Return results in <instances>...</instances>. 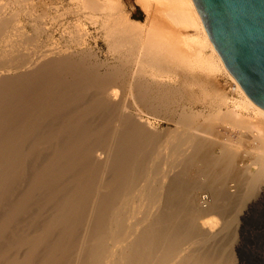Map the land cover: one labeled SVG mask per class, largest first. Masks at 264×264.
<instances>
[{
  "label": "bare ground",
  "instance_id": "1",
  "mask_svg": "<svg viewBox=\"0 0 264 264\" xmlns=\"http://www.w3.org/2000/svg\"><path fill=\"white\" fill-rule=\"evenodd\" d=\"M74 1L86 12L108 10L102 24L120 63L106 65L103 72L80 63L85 53L92 56L83 27L72 36L76 51L70 50L56 44L53 28L40 21L43 15H34L30 0L0 2V264H225L205 248L219 237L208 225L220 218L226 227L225 211L215 200L184 196L186 165L179 158L221 145L226 167L239 166L236 172L248 189L235 226L245 235L258 199L252 197L264 195V110L229 72L193 0H174L172 10L166 0L157 1L167 3V18L175 25L194 30L180 41L168 39L167 26L158 18L143 31L117 5ZM128 63L134 65L126 70ZM219 74L233 82L232 96L214 84ZM174 80L193 91L192 98L211 100L217 108L206 115L189 108L162 114L147 91L156 83L157 100L165 103L170 90L178 88ZM124 92L132 96L130 104L121 100ZM158 119L168 126L159 128ZM63 122L68 124L61 127ZM242 143L259 165L257 172L241 164ZM29 165L34 180L25 187ZM232 187L229 201L242 196ZM43 199L49 204L44 210ZM183 206L187 218L181 224ZM38 223L43 226L34 234L21 227L15 231ZM234 246L241 251V243Z\"/></svg>",
  "mask_w": 264,
  "mask_h": 264
},
{
  "label": "rangeland",
  "instance_id": "2",
  "mask_svg": "<svg viewBox=\"0 0 264 264\" xmlns=\"http://www.w3.org/2000/svg\"><path fill=\"white\" fill-rule=\"evenodd\" d=\"M5 1H7V0H0V2H3V3ZM109 1H110V3H109ZM145 1L146 0H99V1L97 0V5H102V3L107 4L109 7L117 5L119 7V9L122 11V13H124L129 19H132L135 24H137V25L139 24L137 26V29H142L143 31L145 30L146 27L148 28L150 26V23L153 19L158 18L157 20L159 21L160 24L165 25V27L167 26L166 28L169 31L167 36L169 37V35H171V37L168 39H172L174 37L173 38L174 40L172 39V41H175V40L180 41V38L184 35V33H193L194 30L192 28L185 27L186 25L184 27H181L183 24L180 25V27H179V25H175L174 22L169 17L167 18V16H168L167 10H169V8L167 9L166 4L168 3L167 4L168 6L172 5V6H169L170 10H172L171 7L175 8V5H177V3L174 2V0H171L173 3H171L170 0H166V1L165 0H153V1L147 0L148 1V2L146 1L147 3ZM157 1H165L167 3L159 2L160 4H158ZM30 2H31V4L34 8V11H35L34 15H36V16L43 15V18L45 20L42 18L40 21L44 22L43 24L47 25V27L51 26L53 28L52 34L54 36H56L55 37L57 40L56 44L61 45V47L65 48L67 46V48H70V50L76 51V49H75L76 43H75V41H73L72 36H75L76 30L78 28L82 29V27L88 33V36H89L88 40L89 39L90 40H89V42L87 40L88 44L86 47L87 48L89 47L88 48L89 50H87V51H89L92 56H90V54H88V53H85L86 57L82 56V57L78 58V61L80 63L87 64V65H93L95 69H99L103 72L106 69V65L107 66H111V65L114 66V65L121 62V57L118 55H113V53L110 50L108 43L106 41L105 29L103 27L102 22H103V16L107 13L106 11H108V10L102 9V6L100 8H97L98 9V10L96 9L97 11L96 10L93 11L90 9V11L86 12V10H89V9L85 8L83 10H80L79 8H77V5H73V4H75L74 0H30ZM37 3H38V5H37ZM152 4H154V5H152ZM161 4H164V5H161ZM170 10H169V12H170ZM164 11H166V12H164ZM90 12H93V13L95 12V13L93 15ZM103 12H105V14ZM46 13H48V14H46ZM164 14H166V15L164 16ZM153 17H155V18H153ZM21 21H23V20L20 19L19 22H21ZM27 28L26 29L29 32V34L35 36V29L32 26L28 27V25H27ZM89 34L91 35V37ZM42 36L44 37V35H41L40 39H43ZM58 41H59V43H58ZM102 64H104V65L102 66ZM133 65L132 64L130 65L128 63L124 66V68L127 70L130 67H132ZM141 78L143 79L142 81H147L149 79L148 77H145V78L141 77ZM172 82H173V84L178 86V88H177L178 90L177 89L170 90L169 99L166 100L165 103L163 101L160 102V100H157L160 91L158 89H156V87H157L156 83H154L152 85L153 88L151 90L147 91L148 96L150 95L151 99L156 100L155 103L157 105V110L161 111L162 114L163 113L166 114V112H167V114L168 113L169 114H176V111H177V114H180V112L182 113L186 110L194 109L195 111L196 110L197 111L202 110L200 112H203L206 115V114H208V112L210 110L217 108L215 106L213 107L211 100H200L199 101V99L192 98L191 94L193 93V91L185 89V87L183 85L182 86L179 85L180 84L179 80H174ZM231 83H233V82L231 80L229 82V78L225 77L222 74L216 75V77L214 78V84L219 88V90L223 91L224 93L228 91L225 94H227V95L229 94L230 96H232V93L234 92L233 84L231 85ZM181 90H182V92H181ZM127 93L128 92H124L122 94L121 100L123 99L122 100L123 102H125L126 104L127 103L130 104L132 102V96L129 93L128 94ZM170 95H171V97H170ZM176 96H177V98H175ZM170 98H172V99H170ZM188 105H189V107H188ZM220 107H222L223 110L227 109L226 105H221ZM204 109H205V111H203ZM63 124H65V122H63ZM63 124L61 127H65L68 123H66L65 125H63ZM156 125L159 128H165L166 126H168V123L165 120L158 119L156 121ZM251 134L252 133H248L249 136ZM152 143L153 142L150 141V145ZM216 144H218V142H216ZM216 144H215L216 147L215 146H211V147L205 146L204 148H206V150L202 149L199 152V154L198 153L196 154V156L192 157V153L189 152L185 156L181 157V159L179 158V163H181L182 165H186V166H184L183 177H182V181L184 184L183 185L184 186L183 194H184V196H186V198H187V195L191 193L193 195L196 194L195 197L199 195V196H203V198L206 197L207 200H215L216 204L217 205L220 204L221 205L220 207H222V210L225 211V212H223L225 214L224 218H228V219H226L227 220L226 221V223H227L226 227H224L225 225L221 222V219L219 217H218L219 219H216V218L214 219L215 220L214 223H212L211 225H208V228L211 231L214 230V233L218 234V236H219V237H217V235H216L214 237L213 241H210L211 243L207 244L205 246L206 250L210 253V255L212 257L215 255L216 260H219L222 262L225 261L228 264H230L233 261L238 260V259H241L243 261V264H264V195L261 196L260 194L255 193L254 196L252 197V198L256 197V199L257 198L258 199L255 202L256 204L254 203L255 206L251 210L250 215H248V218L246 219L247 225H246L245 231H244L245 235H240V233L236 231L235 226H236V223L238 221V217L240 215L239 213L243 209L244 198H246V196L248 197V194L246 195V192H245V190H248V189H246V186L243 183L244 180L241 178L242 177L241 173L236 172V171H238L237 169L239 168V166L232 165L230 167V169L227 168L226 167V165H227L226 160L224 159L225 156L223 154H221L222 153V151H221L222 148H220L221 145L218 144L219 145L218 146ZM152 146H153V144H152ZM238 150H239V154L241 155V157L243 159L241 164H244V167H246V166H247V168L249 167V170L251 172H257L259 169V165L255 164L252 156L247 153L246 143L240 144V146L238 147ZM206 154H207V156H206ZM187 159H189V160H187ZM30 162L32 163V161H30ZM34 163H35V161L33 162V164ZM33 166L35 167V164ZM33 166L31 167L29 165V167L26 169V173L28 172L27 170H31V171H29V172H32L31 174L29 172L27 174L24 172V175L26 174V176H24V178L26 177L25 179H28V180L24 179L23 185H25V183L28 184L30 181H31L29 183L30 185H31V183H33V180H34V178H33L34 177V174H33L34 171L32 169V168H34ZM232 167H234V168L236 167L237 169L236 168L234 169ZM232 169H233V171H231ZM234 173H235V175H234ZM29 175H31L32 177L30 178ZM31 179H33V180H31ZM19 183H21V182H19ZM29 184L27 186L25 185V187L30 186ZM230 185H232L233 187L236 186L238 188V190L240 189L242 196L241 197L239 196L236 199L234 198L235 200L229 201L227 195H228V190H229ZM21 186L22 185H20V187ZM233 187L231 190L237 189L236 187H234V188ZM25 189H27V188H25ZM182 198H183V196H182ZM43 200L41 202V204H42L41 208H43V210H44V207L48 206L49 204L46 201V199H43ZM184 200L181 199L182 202H185L184 205H186L187 199H185V197H184ZM184 207L185 206H183V208ZM43 210L41 209V211H43ZM184 212H186V214L183 213V215H181L179 217V219H180L179 222L181 224L184 223L186 218H187L186 207L184 208ZM28 225L29 224H27V226L26 225L16 226L15 231H17L18 228L21 227L19 229V231L22 229V231L24 230L25 233L34 234L35 232H37V229H41L43 226L42 223H38V226H36V225L34 226L33 224H30L29 225L31 228L30 229ZM12 229H14V227ZM27 229H28V231H27ZM218 230H219V232H217ZM220 232L222 233L221 235H219ZM11 237H12V235H10V238H9V236L4 238V240H3V246L4 247L7 246L8 244H10V242L12 241ZM6 238H7V240H6ZM75 239H76V240H74L75 243H78L80 241L79 233H78V235H76ZM78 239H79V241H78ZM236 242L238 244L241 243V251L240 252L235 250L234 245H237ZM43 248H42V250L38 256L39 258L42 256V254H45V250ZM208 248H209V250H208Z\"/></svg>",
  "mask_w": 264,
  "mask_h": 264
},
{
  "label": "water",
  "instance_id": "3",
  "mask_svg": "<svg viewBox=\"0 0 264 264\" xmlns=\"http://www.w3.org/2000/svg\"><path fill=\"white\" fill-rule=\"evenodd\" d=\"M193 1L229 72L264 110V0Z\"/></svg>",
  "mask_w": 264,
  "mask_h": 264
}]
</instances>
